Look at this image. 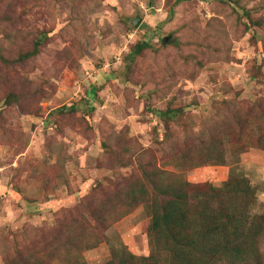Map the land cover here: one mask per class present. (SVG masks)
Masks as SVG:
<instances>
[{"label":"rangeland","instance_id":"obj_1","mask_svg":"<svg viewBox=\"0 0 264 264\" xmlns=\"http://www.w3.org/2000/svg\"><path fill=\"white\" fill-rule=\"evenodd\" d=\"M41 37L35 57L0 61V264L24 232L51 228L94 188L101 200L118 177L136 174L141 150L161 166L175 156V139L208 133L218 114L231 113L219 109L223 102L247 109L264 98V0H0L1 55L16 60ZM138 42L151 49L129 64ZM7 95L17 102L5 105ZM168 107L185 114L166 130L154 111ZM226 152L223 166L193 168L184 178L219 186L231 174L244 177L257 188L253 212L260 213L264 152ZM148 220L139 206L105 234L144 257ZM83 258L105 264L108 246Z\"/></svg>","mask_w":264,"mask_h":264},{"label":"trees","instance_id":"obj_2","mask_svg":"<svg viewBox=\"0 0 264 264\" xmlns=\"http://www.w3.org/2000/svg\"><path fill=\"white\" fill-rule=\"evenodd\" d=\"M182 1L188 0H176ZM168 14L173 16L171 10ZM41 41L42 37L31 51L20 52L13 61L0 54V61L5 65L23 63L39 54ZM148 49L150 44L138 42L125 60L132 64ZM4 100L9 105L17 102V97L7 95ZM221 106L220 110L231 107V113L218 114L208 133L190 141L175 139V156L161 166L154 164L151 151L141 150L136 174L118 177L104 199L97 197L100 188H94L92 197H86L74 210L63 211L51 228L36 229L30 236L24 232L14 241L20 245L16 243L9 250L4 247L3 264H86L83 253L101 243L108 246L110 254L105 264H264V209L253 212L257 188L234 174L219 186L184 178L193 168L223 166L227 149L230 158L251 148L264 152V98L247 109L238 102L225 101ZM74 110V105L62 106L55 112ZM154 113L166 130L168 122L185 114L183 108L169 107ZM166 143L164 136L158 144ZM166 165L173 170L164 169ZM139 206L149 217V254L144 257L131 254L120 238L105 234L113 223Z\"/></svg>","mask_w":264,"mask_h":264},{"label":"water","instance_id":"obj_3","mask_svg":"<svg viewBox=\"0 0 264 264\" xmlns=\"http://www.w3.org/2000/svg\"><path fill=\"white\" fill-rule=\"evenodd\" d=\"M141 21H142V19L137 15L131 20V25L133 27L137 28ZM167 40H168V37L163 38L162 44H165Z\"/></svg>","mask_w":264,"mask_h":264}]
</instances>
